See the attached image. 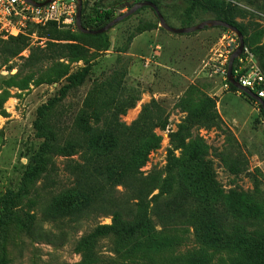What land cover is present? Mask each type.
I'll return each mask as SVG.
<instances>
[{"label": "rangeland", "instance_id": "obj_1", "mask_svg": "<svg viewBox=\"0 0 264 264\" xmlns=\"http://www.w3.org/2000/svg\"><path fill=\"white\" fill-rule=\"evenodd\" d=\"M158 1L169 22L178 26L185 2ZM202 1L230 11L245 30L244 46L250 51L262 47L260 59L254 57L264 65V0ZM115 3L82 0L85 13L115 6L116 17L127 9L118 10ZM209 18L210 13H199L193 20ZM54 28L61 38L76 27ZM48 31L30 25L17 37H0V197L22 186L33 149L43 141L36 135L38 126L45 132L53 128L61 143L68 134L81 142L76 130L85 126L82 110L92 126H130L143 117L159 140L140 171L146 175L155 170L166 179L162 195L174 190V207L187 209L189 233L103 239L92 248H75L74 241L95 220L74 223V229L71 221L44 220L42 213L52 195L72 185V169L64 168L68 160L80 163L81 150L75 148L51 157L53 170L46 164L29 188L41 226L62 237L39 233L16 243L17 225L9 222L0 226V264H264V117L248 97L225 86L213 67L223 60L218 54L230 31L207 28L173 34L162 29L154 11L145 6L107 30L106 41L60 40ZM23 41L27 45L21 49ZM69 43L83 46L89 58L84 83L71 87L68 75L85 64L70 58L65 46ZM96 110L98 122L92 117ZM170 157L180 160L173 171ZM180 184L183 192L176 189ZM158 193L155 189L151 195ZM96 221L110 223V217ZM201 223L222 230L226 245L196 234L193 226Z\"/></svg>", "mask_w": 264, "mask_h": 264}, {"label": "trees", "instance_id": "obj_2", "mask_svg": "<svg viewBox=\"0 0 264 264\" xmlns=\"http://www.w3.org/2000/svg\"><path fill=\"white\" fill-rule=\"evenodd\" d=\"M125 1L130 0H116L115 4L119 5ZM149 1L157 6L165 22L170 26H190L198 23H194L193 20L197 14L210 13L213 18L235 26L241 32L244 44L247 45L244 28L232 19L230 11L223 6L206 4L202 0H183L185 6L178 20L179 25L175 26L169 22L168 15L161 9V3L158 0ZM114 7L108 9L96 7L89 13H85L82 4V26L90 30L102 28L115 18ZM150 9L152 10V8ZM55 25L56 23L49 22L42 27L49 28L48 35L56 39L77 41L81 37L98 40H105L106 38V32L84 33L77 28L73 31L63 32L65 34L59 38V32H56L57 30L54 28ZM213 28L228 30L224 27ZM26 45L27 43L23 41L20 48L23 49ZM65 46L68 47V55L73 61L83 60L85 64L79 71L68 75L67 81L70 87L73 84L82 85L89 72L87 50L83 46L73 43ZM261 49L262 47L260 46L251 48V52L260 59ZM236 62L237 59L234 60L233 70ZM259 65L264 72V65L260 63ZM67 69L65 66L63 75L67 74ZM228 87L230 90L248 97L264 117L262 106L258 102L229 82ZM66 89L67 86H63L61 89L62 95H65ZM85 107H88L87 103ZM115 110L119 111L120 108ZM81 114V120L85 123V126H77L76 130L78 131L77 134L81 135V139H79L81 142L72 140L70 134H68L66 140L61 143V140L54 132L55 130L51 132L52 130L50 129L53 128L50 126L47 128V132H51L48 134L45 132L46 128L44 126H38L36 135L37 137H42L43 141L37 148L33 149L30 156L31 165L24 174L22 186L14 192L0 197V226L3 228L9 222L17 225L16 243L22 242L24 237L33 240L37 238L39 233H42V237H62L61 232H53L51 229H44L41 226L40 219L35 212V204H33V200L30 197L29 188L40 177L42 171H45L44 166L46 164L49 166L50 171L53 170L51 169V157L55 154L69 153L75 148H79L81 150L80 163L75 160H68L64 168L68 170V165H70V169H72L68 170L74 177L72 185L52 195L42 210L44 220H52V222L68 220L73 223L70 226L75 225L74 229L77 228L76 224L83 220H95L94 225L89 230L84 231L74 241L75 248L86 246L92 248L103 239H122L135 236L150 237L157 232L162 234L166 231H175L180 234L189 233V227L186 223L187 209L177 210L174 207L172 202L174 190L172 189L168 195H162L166 179H162L155 170H151L146 175H143V172L140 171V167L146 161L148 152L157 148L159 140L154 134L152 127L144 123V118L140 117L130 126H124L119 123L92 126L84 120L87 116L86 112L82 110ZM112 114L116 117V113ZM92 117L98 122L101 115L96 110L93 112ZM179 161V159L173 157L169 158L168 166L170 171H173ZM118 187H121V190H118ZM155 189H159V193L151 195ZM176 189H180L183 192L185 186L180 184ZM150 195L151 197H149ZM161 199H164V201H161ZM25 204L28 205L27 208L24 207ZM156 204L158 206L155 207ZM99 217H110V223L96 221ZM156 219L159 221L156 222ZM158 226L159 230L157 229ZM193 227L196 234H199L202 238L211 241L217 246L226 245L227 239H224L223 232L219 228L203 223ZM232 240L235 245L240 244L237 237Z\"/></svg>", "mask_w": 264, "mask_h": 264}, {"label": "built area", "instance_id": "obj_3", "mask_svg": "<svg viewBox=\"0 0 264 264\" xmlns=\"http://www.w3.org/2000/svg\"><path fill=\"white\" fill-rule=\"evenodd\" d=\"M76 11V0H0V37L16 36L30 25L43 26L49 22L76 27ZM224 39L223 50L218 54L219 57L224 55L223 60L213 64V67L215 72L220 73L224 85L228 86L227 62L238 46V40L231 31ZM236 59L232 69L236 81L264 100V72L253 53L244 46Z\"/></svg>", "mask_w": 264, "mask_h": 264}, {"label": "water", "instance_id": "obj_4", "mask_svg": "<svg viewBox=\"0 0 264 264\" xmlns=\"http://www.w3.org/2000/svg\"><path fill=\"white\" fill-rule=\"evenodd\" d=\"M50 1V0H48ZM77 1V11H76V16H75V26L78 30L84 33H102L106 32L109 30L111 27H113L115 24L123 20L125 17L133 14L136 10H138L141 7L148 6L152 8L154 13L157 16L159 26L163 28L164 30L173 33V34H189L192 32L200 31L203 30L204 28H213V27H224L227 28L229 31L233 32L238 40V46L231 52L228 62H227V72H226V79L227 81L232 84L235 88H237L240 91L245 92L249 97L254 99L256 102H258L262 106V110L264 112V100L258 97L256 94L253 92L249 91L247 88L241 86L236 79L233 76V63L234 60L241 54L242 49L244 47V39L241 34V32L233 25L220 20V19H215V18H209V19H204L196 24L190 25V26H183V27H173L168 25L160 11L158 10L157 6L149 1V0H143V1H137L135 2L134 0L130 1H125L117 6L118 10H122L126 8L127 10L125 12H122L121 14L117 15L114 19H112L110 22H108L106 25H104L102 28L98 30H90L87 28H84L81 23V9H82V0H76Z\"/></svg>", "mask_w": 264, "mask_h": 264}]
</instances>
